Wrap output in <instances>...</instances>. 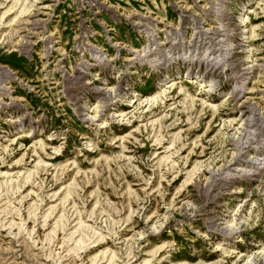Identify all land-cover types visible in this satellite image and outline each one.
Instances as JSON below:
<instances>
[{"label": "rangeland", "instance_id": "1", "mask_svg": "<svg viewBox=\"0 0 264 264\" xmlns=\"http://www.w3.org/2000/svg\"><path fill=\"white\" fill-rule=\"evenodd\" d=\"M258 1L0 0V264H264Z\"/></svg>", "mask_w": 264, "mask_h": 264}, {"label": "bare ground", "instance_id": "2", "mask_svg": "<svg viewBox=\"0 0 264 264\" xmlns=\"http://www.w3.org/2000/svg\"><path fill=\"white\" fill-rule=\"evenodd\" d=\"M259 5H261V0L258 1V6H259ZM247 11H249V13H252L251 10H247ZM170 83H171V84L168 85L167 89H169V88H173L175 85L178 84V83H176V82H170ZM167 89H166V90H167Z\"/></svg>", "mask_w": 264, "mask_h": 264}]
</instances>
